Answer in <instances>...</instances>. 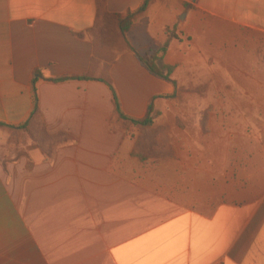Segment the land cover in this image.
<instances>
[{
    "label": "crops",
    "instance_id": "crops-1",
    "mask_svg": "<svg viewBox=\"0 0 264 264\" xmlns=\"http://www.w3.org/2000/svg\"><path fill=\"white\" fill-rule=\"evenodd\" d=\"M143 2L0 0V122L18 126L28 121V129L53 150L60 165L53 172L94 171L89 158L98 156L111 163L121 139L110 131L118 119L104 81L114 87L126 115L143 117L152 99L159 109L161 97L173 87L150 73L138 56L164 45L170 53L177 40L169 30L177 19H187L177 29L184 34L205 15L264 19V0H149L120 36L115 16L134 12ZM163 64H172L170 54L164 55ZM35 71L41 77L36 82L37 113L31 116ZM80 75L92 79L51 81ZM15 135L31 139L22 130L0 127V143ZM41 147L25 146L26 155L18 163L33 167L24 170L45 169L47 154ZM259 166L251 183L216 207H119L116 216H88V226L79 229L80 244L56 248L45 262L264 264V162Z\"/></svg>",
    "mask_w": 264,
    "mask_h": 264
},
{
    "label": "rangeland",
    "instance_id": "rangeland-1",
    "mask_svg": "<svg viewBox=\"0 0 264 264\" xmlns=\"http://www.w3.org/2000/svg\"><path fill=\"white\" fill-rule=\"evenodd\" d=\"M204 17L190 34L177 33L185 18L169 30L173 90L150 126L112 122L121 141L111 163L98 156L89 158L96 172L55 173L50 154L44 170L29 171L18 162L38 133L0 143V264H46L56 248L80 244L88 216L216 207L251 183L264 162V19Z\"/></svg>",
    "mask_w": 264,
    "mask_h": 264
},
{
    "label": "trees",
    "instance_id": "trees-1",
    "mask_svg": "<svg viewBox=\"0 0 264 264\" xmlns=\"http://www.w3.org/2000/svg\"><path fill=\"white\" fill-rule=\"evenodd\" d=\"M149 4V0H144V2L142 3V5L134 12H127L125 15H117L115 16V23H116V28L118 31V34L120 36H124L127 31L129 30L130 26L132 25L136 15L143 13L147 6ZM107 25V20H106V24ZM107 28V26H106ZM166 50V45L162 46V47H155L150 49L147 53L143 54V55H139L138 58L140 60V62L145 66V68L152 74L168 81L170 84L174 85V82L170 79V75L172 73V67L162 64V60H163V56H164V52ZM161 64L159 66V63ZM41 77V73L39 71H35L33 73V78L31 80V87H32V93H33V110L31 112V116L37 113V93H36V82L37 80ZM92 77L88 76V75H80V76H70V77H60V78H56V79H52V82H65L68 80H91ZM105 84L107 85V87L110 90L111 96H112V103H113V108H114V112L115 115L118 119V121L121 122H125V123H130L136 127H148L150 126V124L152 123V118L154 115V104H153V100L152 99L146 109L145 115L141 118H133L130 117L128 115H126L122 109H121V105L119 102V99L116 95V92L114 90V87L112 86V84L108 81H104ZM28 125L29 122H25L21 125L18 126H8L5 125L3 123L0 122V127H8L11 129H17V130H22L25 133H32L29 129H28ZM33 134V133H32ZM37 138V137H36ZM34 138V139H36ZM36 140L39 141V145H43V148H46L45 142L43 140L40 139V137H38ZM46 151L44 152L47 155H50L51 152H49V148L45 149Z\"/></svg>",
    "mask_w": 264,
    "mask_h": 264
}]
</instances>
